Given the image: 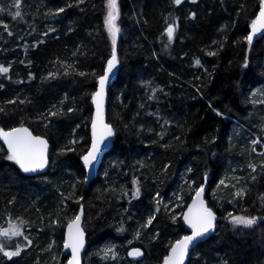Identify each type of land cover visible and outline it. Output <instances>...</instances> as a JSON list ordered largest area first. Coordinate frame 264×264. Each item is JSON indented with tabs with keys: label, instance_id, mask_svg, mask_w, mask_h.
Returning <instances> with one entry per match:
<instances>
[{
	"label": "trees",
	"instance_id": "1",
	"mask_svg": "<svg viewBox=\"0 0 264 264\" xmlns=\"http://www.w3.org/2000/svg\"><path fill=\"white\" fill-rule=\"evenodd\" d=\"M258 4L118 0L119 66L106 115L116 136L97 175L85 185L80 158L89 146L91 94L112 51L105 0H21L22 19L16 20L15 0H0V64L9 68L0 74V108L5 109L0 128L23 124L50 143V165L34 176L7 161L0 143V219L22 213L29 218L20 224L23 236L2 241L9 250L22 249L4 264H64V228L80 206L88 246L82 264L95 261L106 241L121 247L114 264H161L170 245L185 234L181 215L165 200L173 202L182 192L185 203L175 208L182 211L204 175L210 176V188L227 164L248 162L253 128L264 125L255 116L247 119L250 95L264 86V37L250 51L244 40ZM60 8L64 11L56 13ZM173 21L178 30L169 42L164 29ZM246 52L249 66L242 68ZM255 171L246 173L243 195L234 196L228 185L213 199L206 196L218 215L216 230L187 264H264V222L244 228L227 220L232 214L264 221V167ZM134 179L138 197L131 195ZM150 216L152 223L143 227ZM26 226L33 240L41 237L37 252L24 238ZM129 247L140 248L142 258L130 260Z\"/></svg>",
	"mask_w": 264,
	"mask_h": 264
},
{
	"label": "snow or ice",
	"instance_id": "2",
	"mask_svg": "<svg viewBox=\"0 0 264 264\" xmlns=\"http://www.w3.org/2000/svg\"><path fill=\"white\" fill-rule=\"evenodd\" d=\"M82 2V0H80ZM182 0H174L176 5H180ZM195 2V0H193ZM21 0H15V13H12V19H22V14L20 12ZM106 14L104 17V27L107 30L111 41H112V55L107 61V65L104 68V74L98 77V89L93 92L92 102L96 106V113L92 117V142L91 147L87 150L86 154L81 157L83 162V167L85 169H90L93 163L97 160L98 154L102 151V145L104 142L111 136L114 132L110 125L104 123L103 120V101L105 95V85L109 80L110 74L117 67L119 63L116 55V37L119 32V27L117 25V19L119 17V6L117 0H105ZM2 11V9H0ZM64 9H56V13L63 12ZM194 18L195 13H190ZM0 23H3L0 21ZM7 29L8 25H3ZM177 25L175 21L168 23L164 29V33L167 36L169 42L173 40ZM250 31L247 36L244 37V40L249 45V51L253 45L254 38L258 33L264 32V0H259V12L255 15V18L250 21L249 24ZM50 31H53L50 29ZM213 43H216L215 41ZM223 45H221L222 47ZM208 55H216L214 52H209ZM197 65L200 64V60H195ZM249 66V54L246 52L244 56V61L242 68H247ZM9 72V68L0 64V74H6ZM52 73H49V76H52ZM83 75V74H82ZM31 78V73L29 74ZM2 87V85H0ZM155 93L156 89L152 90ZM151 99V97H150ZM7 103H15V101H8ZM4 108H0V112H4ZM69 112L73 109H69ZM217 115H222L216 109H213ZM50 115H56L55 112L50 113ZM0 139L4 141V144L7 146V155L5 159L7 161L14 162L15 165L19 167L24 173L35 172L38 169H43L48 163L47 156V141L42 139L40 136H33L28 128L24 127L21 124L20 127H13L5 131L3 128H0ZM259 143V140H253L252 144ZM254 150V149H253ZM2 151V149H0ZM262 167H264V162H262ZM165 167H168L165 165ZM255 164H249V168L253 171L256 170ZM191 171V169H189ZM85 181L88 177L85 176ZM255 179V177H253ZM223 183V181H221ZM134 190L131 193L133 197H138L140 195V189L137 185V181L133 180ZM75 188V185H73ZM243 189L238 191L236 195H242ZM203 185L196 191V195L192 199V203L188 205V211L183 213V218L185 223L191 229V235H185L180 239L176 240L170 245L168 255L163 259V264H183L186 254L188 253L190 245H193L199 238L204 237L207 233L212 231L215 227L216 216L212 209L208 208L203 199H202ZM159 193H157V197ZM82 199V198H81ZM264 201V196L261 197ZM160 200L157 199V210H159ZM81 213L76 214L74 218L69 219L67 224V233L64 239V248L71 249V257L68 259L67 264H81V250L85 247V234L84 229L81 227ZM230 222L233 226H243L244 228H252L255 226L258 221H261L260 218L256 216L248 215H232L229 214ZM154 219V216H150L147 223L143 227L150 225ZM174 219V217H173ZM20 223H16L9 217V226L7 228H0V237L6 239H11L16 236H23ZM57 223V221H53ZM117 231H123V228H118ZM139 237V232H137V238ZM28 241V244H31L32 241L28 240L27 237H24ZM54 243V242H53ZM130 243V242H129ZM51 248V245H49ZM22 249L19 245L16 246L15 250H7L6 245L3 242H0V253L4 257L11 259L13 257H18L21 255ZM102 255L107 258L111 255L113 258L116 257L117 253L114 246L107 247L102 250ZM143 253L139 248H132L128 252V256L131 257H140ZM55 259V257H54ZM224 264H227L225 261Z\"/></svg>",
	"mask_w": 264,
	"mask_h": 264
},
{
	"label": "rangeland",
	"instance_id": "3",
	"mask_svg": "<svg viewBox=\"0 0 264 264\" xmlns=\"http://www.w3.org/2000/svg\"><path fill=\"white\" fill-rule=\"evenodd\" d=\"M117 2H118V0H117ZM117 25H118V23H117ZM182 29H183V31L185 30V28H182ZM177 30H178V28L176 27L175 33L177 32ZM249 105L252 108V110H251V113L249 114L247 119H249L251 116L252 117L255 116L256 119L261 120L260 122H264V86H261L255 90H253L252 94L249 97ZM244 123L246 125H247V123L251 124L247 120H245ZM257 126H259V125H257ZM257 126H255V127L252 126V127H254L253 128L254 134L251 135L250 140L247 142L248 147H249V150H247L248 162L247 161L245 162L242 160V164L238 165L236 162V164H233L230 167H229V164H227V166H225V168H224L223 175H221L219 177V179L216 180L212 186H210L208 193H207L209 200L213 199V197L217 194L218 188L223 187V186H228V185L232 186L234 196H238V195H236V193L238 191H240L241 189L244 190V187L246 184V178H245V176L247 175L246 173H249V174L254 173L255 174V172H256V171H253L251 168H249V164H255L257 166L256 170L258 168H262L261 165H262V162H264V125H262L260 127H257ZM261 136L263 139L261 138ZM234 137H235V132L232 130L231 134H230V139H233ZM249 137H250L249 135L246 136L245 134H243L241 138L248 139ZM257 139L259 140V143L252 144V141L257 140ZM252 149H254V150H252ZM243 157H244V155H242V158ZM238 166H240V167H238ZM244 170L245 171L247 170V172H245ZM221 181H223V183H221ZM197 188L198 187H196L191 192V196L194 194V192L197 190ZM184 203L185 202L183 201V194H182V192L180 193V191H178V193H176L175 200L173 202H171L170 199H167V200H165L164 205L167 206L169 208V210L172 211V213H176L177 215L179 213L180 215H182L183 210L178 212V211H175V208L178 207V210H179V206L183 205ZM39 212H41V211H39ZM21 213H22V211H21ZM37 217H39V215H37ZM24 218H25V221H28L27 219H29L27 214H23V213L22 214H16L15 216L11 217V219L13 221H15L16 223H18L21 220L23 221ZM41 218L42 219H40V217H39L40 220H43V217H41ZM35 219H36V217H35ZM35 219H34V221L37 222ZM227 220L230 221V217H228ZM8 226H9V219H6V218L2 219L1 218L0 219V228H7ZM28 229H30V228L26 226V231H24L25 237H29V240L32 241L31 245L36 248V249L32 248L30 250H35V252H37V249L39 247L34 246V245L36 243L39 244L41 242L40 241L41 237L40 238L35 237L36 241L33 240V237H31L32 232L29 231ZM11 239H13V237ZM11 239H6L4 237H0V242H2L3 240L11 241ZM129 241L130 240L127 239L125 241V244H129ZM103 245H105L103 248H100L97 250L98 251L97 252L98 257L94 256L93 259L95 261L90 262V264H96V260L98 258L100 259V261H102V264H107V260L111 261L112 264H114V262L118 260V256H120L119 254L121 251V247H117V246L111 244V242H109V241H106V243ZM111 246H114L117 255L115 258H113L111 255H109L107 258H105L102 255V250L107 248V247H111ZM7 250H9V249H7ZM60 251H61L60 254H62V249ZM124 251H125V249H124ZM65 258H66L65 259V261H66L67 257L65 256ZM5 259H7V257H4L3 254L0 253V264H4ZM34 264H38V262L34 261Z\"/></svg>",
	"mask_w": 264,
	"mask_h": 264
},
{
	"label": "water",
	"instance_id": "4",
	"mask_svg": "<svg viewBox=\"0 0 264 264\" xmlns=\"http://www.w3.org/2000/svg\"><path fill=\"white\" fill-rule=\"evenodd\" d=\"M258 12H259V4H258V10H257V13H258ZM257 13H256V14H257ZM256 14H255V15H256ZM254 18H255V16L253 17V19H254ZM249 24H250V23H249ZM249 31H250V28H249V25H248V32H249ZM263 37H264V32H262V33H258L257 36L254 38V41H253V42H255V41H257V40H260V39H262ZM117 38H118V33H117V37H116V46H117ZM111 55H112V51H111ZM111 55L107 58V60H106V62H105V65H104V68L106 67V65H107V61H108V59L111 57ZM116 55H117V54H116ZM118 66H119V64H117V67H116V68L113 70V72L110 74V76H109V80H108V82H107L106 85H105V95H104V101H103V120H104V123H106V124H108V125H110V124L107 122V116H106V115H107L108 91H109L110 86L112 85V83L115 81V79H116V77H117V74H118ZM103 74H104V70H103L102 75H103ZM98 86H99V85H98V79H97L96 88H95L94 92L97 91ZM91 104H92V113H91L90 122H89V146H88L87 150L91 147V142H92V117H93V115L96 113V106H95V104H93V102H92V95H91ZM110 126H111V125H110ZM16 127H20V126H16ZM24 127L28 128L29 131L32 133L33 136H40V135H35V134L31 131V129H30L29 127H27V126H24ZM111 127H112V126H111ZM12 128H13V127H12ZM3 129H4L5 131L8 130V129H5V128H3ZM9 129H10V128H9ZM112 129H113V127H112ZM113 132H114L113 136L109 137V138L104 142V144L102 145V151L98 154V158H97V160L93 163V165L91 166L90 169H85V168L83 167V162H82V160H81V158H80V163H81V165H82V167H83V169H84V171H85V176L88 177L87 181H85V185H87L92 179L95 178V176L97 175L98 169L100 168V165H101V163H102V159H103L104 155H105L106 153H108V152L111 150V148H112V146H113V142H114V140H115V136H116V132H115L114 129H113ZM40 137H41L42 139H44L45 141H47V145H48V148H47L48 163L46 164V166H45L43 169H38V170L35 171V172H28V173H26V174H28V175H33V176H34V175H38V174H43V173H45V172L47 171V169H48V167H49V165H50V159H49L50 143L48 142L47 138H45L44 136H40ZM0 143H1V145L5 148V150L7 151V146L4 144V141H3L2 139H0ZM87 150H86V152H87ZM86 152H85L83 155H85ZM83 155H82V156H83ZM209 178H210L209 175H204L203 182H202V184H201V185H203L202 199H203L205 205H206L208 208L212 209V208L208 205V202H207V199H206L207 192H208V189H209V185H208V180H209ZM201 185H200L197 189H199V188L201 187ZM196 191H197V190H196ZM196 191L194 192V194L192 195L191 199L189 200V202H188L187 205L185 206V208H184V210H183V212H182V215H181V220H182V222H183V229H184V231H185V234H183L181 237H183V236H185V235H191V229H190V227L185 223L184 218H183V213H185V212L188 211V205H190V204L192 203V199H193V197L196 195ZM81 207H82V206H80V208H79V210H78V212H77L76 214H80V213H81ZM212 211L215 213V216H216L215 227H214V229H213L212 231H210L209 233H207L204 237L199 238V239H198L193 245H190L189 250H188V253H187L186 256H185V259H184L183 264H187V263H188L189 258H190V255H191V252H192L193 250H195V248H197V246H198L200 243L206 241L207 239H209V238L215 233L216 226H217V222H218V215H217V213H216L213 209H212ZM82 221H83V210H82V215H81V227H82ZM67 224H68V223H67ZM67 224H66L65 229H64V239H65V235H66V233H67ZM84 234H85V232H84ZM181 237H179L178 239H180ZM178 239H176V240H178ZM176 240H175V241H176ZM175 241H174V242H175ZM174 242H173V243H174ZM132 248H138V247H131V248L127 251V256H128V252H129ZM86 249H87V244H86V236H85V247H84V249L81 250V264H82V261H83V255H84ZM139 249H140V248H139ZM169 249H170V247L168 248L166 255H168ZM141 252H142V250H141ZM142 253H143V252H142ZM62 254H63L64 256L67 257V260H66L65 263H64V264H67L68 259L71 257V249H66V248H64V243H63V246H62ZM166 255H165V256H166ZM142 256H143V255H142ZM142 256H140V257H131V256H128V257H129L131 260H139V259L142 258ZM165 256H164V257H165ZM164 257H163V259H164ZM163 259H162V261H161V264H163Z\"/></svg>",
	"mask_w": 264,
	"mask_h": 264
},
{
	"label": "flooded vegetation",
	"instance_id": "5",
	"mask_svg": "<svg viewBox=\"0 0 264 264\" xmlns=\"http://www.w3.org/2000/svg\"><path fill=\"white\" fill-rule=\"evenodd\" d=\"M88 247V246H87ZM131 247H129L128 249H127V251L130 249ZM129 258V257H128ZM130 259V258H129ZM131 260V259H130Z\"/></svg>",
	"mask_w": 264,
	"mask_h": 264
},
{
	"label": "bare ground",
	"instance_id": "6",
	"mask_svg": "<svg viewBox=\"0 0 264 264\" xmlns=\"http://www.w3.org/2000/svg\"><path fill=\"white\" fill-rule=\"evenodd\" d=\"M66 226V225H65ZM65 229V228H64ZM64 243V242H63ZM63 246V245H62Z\"/></svg>",
	"mask_w": 264,
	"mask_h": 264
}]
</instances>
